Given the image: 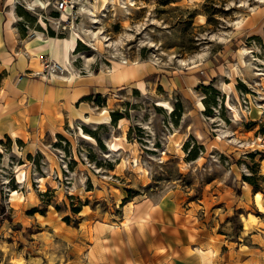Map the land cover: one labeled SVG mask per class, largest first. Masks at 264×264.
Wrapping results in <instances>:
<instances>
[{
  "label": "rangeland",
  "instance_id": "rangeland-1",
  "mask_svg": "<svg viewBox=\"0 0 264 264\" xmlns=\"http://www.w3.org/2000/svg\"><path fill=\"white\" fill-rule=\"evenodd\" d=\"M4 1L19 14L20 34H5L3 62L26 61L19 36H53L47 68L66 72L79 90L73 109H84L59 117L58 129L49 117L48 132H0V264H64L75 249L84 253L75 242L86 231L93 240L100 225L134 222L144 204L175 201L191 222H229L230 235L242 220L258 225L264 0H95L66 21L33 0ZM71 32L78 37L64 69L53 45ZM9 75L0 72V108L27 117L18 82L39 75ZM245 181L260 189L249 182L245 193Z\"/></svg>",
  "mask_w": 264,
  "mask_h": 264
},
{
  "label": "crops",
  "instance_id": "crops-1",
  "mask_svg": "<svg viewBox=\"0 0 264 264\" xmlns=\"http://www.w3.org/2000/svg\"><path fill=\"white\" fill-rule=\"evenodd\" d=\"M9 5L10 3L0 0V49L6 48L8 43L5 34H20L14 25L17 11H10ZM9 28H12L11 32L8 31ZM31 34L27 39L20 36L17 39L16 46L26 52L24 63L15 66L13 63L5 64L4 53L0 52V55L3 54L0 56V72L7 69L11 74L9 76L27 71L39 75L34 79L25 77L21 86V80L18 82L19 93H24L27 97L25 111L29 116H23L22 111L16 107L0 108V132L11 134V127L18 132L16 138H22L19 130L29 125L37 128L38 132L41 131V126L45 132L51 131L49 117L55 120L53 129H58L61 126L59 117L66 120L65 116L68 117L69 112L75 114L84 109V105L73 109L72 104L79 90L67 80L66 72L61 75L50 72L47 68L52 57L51 37L45 33L42 40H36ZM28 41L35 52L26 51ZM4 116L12 119L2 120ZM245 182V193L252 191V185ZM238 200L235 198L234 203L240 201ZM240 205H236V208ZM187 210L188 208L186 212H179L175 201L157 205L144 204L139 208L134 222L100 225L101 229L93 234V240L86 231L75 242L78 247L84 248V253L75 249L73 256H68L64 264H264V215H260L258 225H248L242 220L239 233L230 235L225 231L229 222H191ZM248 214L246 220L249 218Z\"/></svg>",
  "mask_w": 264,
  "mask_h": 264
},
{
  "label": "bare ground",
  "instance_id": "bare-ground-1",
  "mask_svg": "<svg viewBox=\"0 0 264 264\" xmlns=\"http://www.w3.org/2000/svg\"><path fill=\"white\" fill-rule=\"evenodd\" d=\"M92 1H95V0H85L84 2H81L79 7H78V8H80L79 10H82L84 8V6L86 5V3H90ZM102 1H106V0H102ZM33 2H34V4L38 3L40 6L45 7V3H44L43 0H33ZM70 13H72V11L70 9H67V10L63 11L61 13V17L59 19L63 20V21L68 20ZM34 36H35L36 40H42L45 37L44 36V32L42 30H36ZM77 37H78L77 33L71 32L69 37L60 38V39H58V40H60V42H56L57 44L55 43L53 45V56L56 57L59 60L60 66L62 68H64V69H70L71 68L70 65H69V63H70V53H71V51H72V49H73V47L75 45V42L77 41ZM36 46H38V45H36ZM105 117L106 118H110L109 115H106ZM110 144H111V142H110ZM113 146L116 148L118 146V143H113Z\"/></svg>",
  "mask_w": 264,
  "mask_h": 264
},
{
  "label": "built area",
  "instance_id": "built-area-1",
  "mask_svg": "<svg viewBox=\"0 0 264 264\" xmlns=\"http://www.w3.org/2000/svg\"><path fill=\"white\" fill-rule=\"evenodd\" d=\"M43 1L45 3V7H43L44 10L50 9V11L52 12L61 14L63 11L67 9H70L72 12L77 11L80 3L84 2L85 0H43ZM18 3L24 4L22 0H19Z\"/></svg>",
  "mask_w": 264,
  "mask_h": 264
},
{
  "label": "trees",
  "instance_id": "trees-1",
  "mask_svg": "<svg viewBox=\"0 0 264 264\" xmlns=\"http://www.w3.org/2000/svg\"><path fill=\"white\" fill-rule=\"evenodd\" d=\"M112 115H113L114 119L122 117L120 114H118L116 112H113ZM249 179H250L249 177L245 178V180H249ZM249 182L256 186L255 182H253V181H249ZM256 189L259 190L260 188L258 186H256ZM73 210L78 211V208H74ZM2 212H4V209L2 210ZM5 218L10 219V216H5ZM66 219H69V217H66Z\"/></svg>",
  "mask_w": 264,
  "mask_h": 264
}]
</instances>
